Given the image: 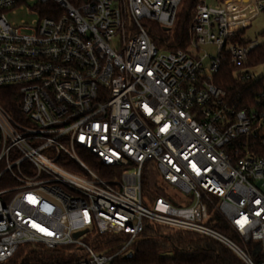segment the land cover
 <instances>
[{"label":"built area","instance_id":"built-area-1","mask_svg":"<svg viewBox=\"0 0 264 264\" xmlns=\"http://www.w3.org/2000/svg\"><path fill=\"white\" fill-rule=\"evenodd\" d=\"M183 1L0 0V264L30 243L127 264L149 224L264 264V41L246 36L264 0H203L186 50L158 47L152 24L171 31ZM225 62L255 88L242 106L215 83ZM145 181L190 201H149ZM102 236L124 238L97 251Z\"/></svg>","mask_w":264,"mask_h":264},{"label":"trees","instance_id":"trees-1","mask_svg":"<svg viewBox=\"0 0 264 264\" xmlns=\"http://www.w3.org/2000/svg\"><path fill=\"white\" fill-rule=\"evenodd\" d=\"M203 0H184L178 15L175 27L171 31L163 30L157 24L151 26V37L160 48L186 50L190 34L189 25L195 14L196 6ZM222 4L225 0H213ZM242 31L241 33H244ZM264 62V50L259 59L252 63ZM215 83L224 88L228 93L231 103L238 106L245 104V98L254 95L255 88L249 82H238L234 75L233 67L225 62L215 77ZM4 93L11 95L9 90ZM251 96V97H252ZM8 97V98H7ZM5 99L9 101V96ZM157 194L153 191L148 181L144 182V196L153 199ZM148 200V199H147ZM210 226L218 232L234 238L226 223L214 215ZM124 237L109 238L93 241L97 251L109 249L114 251ZM133 256L127 260H119L127 264H247L239 255L221 241L199 233L174 230L158 224L147 225L139 240L133 245ZM25 252L19 250L12 262L17 264L24 257ZM76 249L71 246H62L54 250L35 249L29 252L25 262L35 261L39 264H71L76 258Z\"/></svg>","mask_w":264,"mask_h":264},{"label":"rangeland","instance_id":"rangeland-1","mask_svg":"<svg viewBox=\"0 0 264 264\" xmlns=\"http://www.w3.org/2000/svg\"><path fill=\"white\" fill-rule=\"evenodd\" d=\"M207 2L209 4L215 3V1L213 0H207ZM26 18L29 19L28 16ZM246 36L253 41H255L256 39H258V41L260 42L264 41V11H262L255 19H253L250 27L246 29ZM201 47H202L200 50L201 55H203L204 53H208L210 55L216 54L217 48L213 45H205ZM252 73L255 75L256 78L262 76L264 73V64L252 69ZM156 185H157V182H156ZM149 186L153 191H155L157 195H160V194L168 195L174 200H176L178 203L188 204L190 201L188 196L181 193L180 191L174 190L172 187L168 185H163L161 189L158 186L159 191L158 190L156 191L153 188L151 182H149ZM155 196L156 195H154L153 197ZM147 199L149 201L151 200L149 197ZM35 249H37V245L32 244V243L23 245L21 247V250H23L25 254H28L31 250H35Z\"/></svg>","mask_w":264,"mask_h":264},{"label":"water","instance_id":"water-1","mask_svg":"<svg viewBox=\"0 0 264 264\" xmlns=\"http://www.w3.org/2000/svg\"><path fill=\"white\" fill-rule=\"evenodd\" d=\"M85 232H86V231L77 232V233L74 234V236H75V237H79L80 235L84 234ZM132 256H133V253L130 252L128 255H126V256L124 257V259H130V258H132Z\"/></svg>","mask_w":264,"mask_h":264}]
</instances>
